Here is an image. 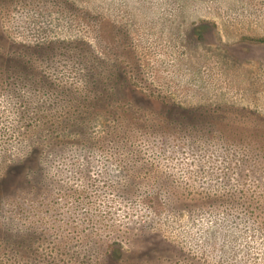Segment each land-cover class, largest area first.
<instances>
[{"label":"rangeland","instance_id":"1","mask_svg":"<svg viewBox=\"0 0 264 264\" xmlns=\"http://www.w3.org/2000/svg\"><path fill=\"white\" fill-rule=\"evenodd\" d=\"M0 264H264V0H0Z\"/></svg>","mask_w":264,"mask_h":264}]
</instances>
